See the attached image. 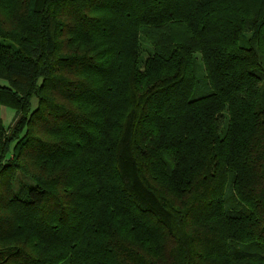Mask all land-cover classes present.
<instances>
[{
  "label": "trees",
  "instance_id": "16d2710c",
  "mask_svg": "<svg viewBox=\"0 0 264 264\" xmlns=\"http://www.w3.org/2000/svg\"><path fill=\"white\" fill-rule=\"evenodd\" d=\"M0 39V264H264V0H0Z\"/></svg>",
  "mask_w": 264,
  "mask_h": 264
},
{
  "label": "rangeland",
  "instance_id": "374dc122",
  "mask_svg": "<svg viewBox=\"0 0 264 264\" xmlns=\"http://www.w3.org/2000/svg\"><path fill=\"white\" fill-rule=\"evenodd\" d=\"M0 46L8 47L11 49H16V46L13 43H11L10 41L2 40V39H0ZM147 56L148 55H147L146 51L142 52L141 61L143 62L147 58ZM194 60H195V65H196V75H197V79H198V91L196 93V97H201V96H205L208 93L209 87H208V84H207L205 76H204V71H203V66H202L200 55L197 54L195 56ZM0 85L5 86L6 83L3 81H0ZM33 105L35 106V102H33ZM13 117H14V113L11 110L6 109V108L1 109V120H2V123L5 127L9 126L12 123ZM21 183H25L30 187H32L34 185L30 181L29 178L24 177L22 175H17L16 180L13 184L14 192L18 191L19 184H21ZM61 264H68V262L65 261V262H62Z\"/></svg>",
  "mask_w": 264,
  "mask_h": 264
}]
</instances>
